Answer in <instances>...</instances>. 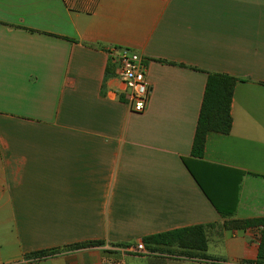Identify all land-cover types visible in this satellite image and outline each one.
<instances>
[{"label": "crops", "instance_id": "0c3cea01", "mask_svg": "<svg viewBox=\"0 0 264 264\" xmlns=\"http://www.w3.org/2000/svg\"><path fill=\"white\" fill-rule=\"evenodd\" d=\"M113 47L146 62L143 113ZM210 74L238 79L231 132L207 137L202 161L217 169L191 156ZM184 159L220 193L237 187L225 169L245 173L233 216ZM261 217L264 0H0V264H246L261 230L224 224ZM198 225H212L218 262L144 243Z\"/></svg>", "mask_w": 264, "mask_h": 264}, {"label": "trees", "instance_id": "16d2710c", "mask_svg": "<svg viewBox=\"0 0 264 264\" xmlns=\"http://www.w3.org/2000/svg\"><path fill=\"white\" fill-rule=\"evenodd\" d=\"M237 81L238 79L234 77L222 74H210L208 77L191 153L192 158L203 165V167H206V169H217V167L202 161L204 158L208 135L210 133L228 135L232 130V99ZM183 161L216 210L225 218L233 216L236 212L240 185L245 173L241 171L225 169L226 171H231L234 173L237 187L235 193H233L232 190H230L229 193L226 190H221L222 193H220L219 191H216V189L212 188L209 184H206L203 179L199 177L189 160L184 159ZM211 226L212 225H198L152 235L146 237L144 239V243L147 249L154 253H160L166 249L169 250L173 247H176L183 251V255H186L189 258H197L216 262L217 260H213L207 255V233ZM224 228L230 230L259 228L261 230V237L257 259L245 263L264 264V217L248 220L229 219L225 222ZM101 245H103V242L95 241L72 245L68 248L80 249L88 246ZM58 252L59 250L40 251L34 255L38 257H47Z\"/></svg>", "mask_w": 264, "mask_h": 264}, {"label": "built area", "instance_id": "2783aa9c", "mask_svg": "<svg viewBox=\"0 0 264 264\" xmlns=\"http://www.w3.org/2000/svg\"><path fill=\"white\" fill-rule=\"evenodd\" d=\"M109 55L118 64V76L128 91L130 109L136 113L145 112L151 97V88L146 77V62L137 53L122 47L111 48ZM136 251L149 254L142 243Z\"/></svg>", "mask_w": 264, "mask_h": 264}, {"label": "rangeland", "instance_id": "374dc122", "mask_svg": "<svg viewBox=\"0 0 264 264\" xmlns=\"http://www.w3.org/2000/svg\"><path fill=\"white\" fill-rule=\"evenodd\" d=\"M138 262H141L140 260H138Z\"/></svg>", "mask_w": 264, "mask_h": 264}]
</instances>
